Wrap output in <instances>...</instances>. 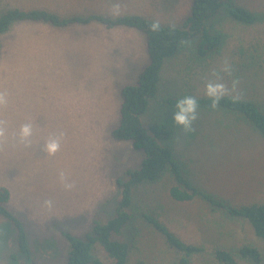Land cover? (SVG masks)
Returning <instances> with one entry per match:
<instances>
[{"label":"rangeland","instance_id":"1","mask_svg":"<svg viewBox=\"0 0 264 264\" xmlns=\"http://www.w3.org/2000/svg\"><path fill=\"white\" fill-rule=\"evenodd\" d=\"M258 16L253 24L232 20L221 9L212 19L221 32L220 48L206 58L189 41L161 69L158 93L141 119L170 124L173 148L189 178L230 203L264 202V138L234 115L194 107L189 129L174 123L177 105L167 98L218 94L256 101L264 109V0H234ZM1 6L46 8L61 14L138 13L179 24L191 0H0ZM148 63L145 35L136 29L99 24L55 28L15 23L0 34V185L10 192L9 207L25 225L32 264H65L67 242L61 230L83 236L92 221L114 215L120 198L116 178L136 168L142 152L116 140L121 89L134 84ZM217 94V95H218ZM27 125L31 134L23 136ZM55 141L53 152L47 145ZM166 172L134 193L131 222L123 229L126 264H176L177 253L141 218L153 210L184 241L205 250L192 264H219L212 251L230 250L239 264H264V241L250 224L200 199L173 200ZM257 248L260 262L239 249ZM99 256L108 259L98 248ZM17 256V258L15 257ZM14 230L0 218V264H21Z\"/></svg>","mask_w":264,"mask_h":264},{"label":"trees","instance_id":"2","mask_svg":"<svg viewBox=\"0 0 264 264\" xmlns=\"http://www.w3.org/2000/svg\"><path fill=\"white\" fill-rule=\"evenodd\" d=\"M221 9L232 20L242 24H253L259 19L250 9L237 4L234 0H191L189 12L179 24L162 23L138 13L61 14L42 7L0 5V34L9 31L15 23L30 22L43 23L55 28L96 23L107 29L121 27L136 29L145 35L148 63L139 72L134 84L122 87L119 119L112 129V136L116 140L130 141L134 149L142 152V159L138 167L128 168L116 178L120 198L113 216L106 221L94 219L90 230L83 236L61 230L67 242L65 264H126L129 247L122 236L123 229L134 217L130 208L135 190L142 184L156 182L166 172L174 180L168 191L173 200L186 202L200 199L212 208L224 210L232 218L246 220L254 234L264 241V202L230 203L195 184L168 144L173 135L172 126L162 121H154L145 126L141 119L148 110L149 100L158 93L161 69L167 59L175 57L189 41L193 42L195 53L200 58H206L220 48L222 34L213 29L211 21ZM185 98H191L194 107L220 110L234 115L248 123L264 138V109L256 101L230 94H218L216 97L167 98L165 103L177 105ZM9 199V190L0 185V218L14 230L18 256L22 258L21 264H32V252L24 222L9 207ZM141 218L176 251V264H192V257L205 250L202 245L184 241L153 210L142 211ZM98 248L106 253L110 262L99 256ZM238 252L241 257L254 262L262 260L260 251L253 246L244 245ZM212 254L219 264H239L228 249L215 248Z\"/></svg>","mask_w":264,"mask_h":264},{"label":"clouds","instance_id":"3","mask_svg":"<svg viewBox=\"0 0 264 264\" xmlns=\"http://www.w3.org/2000/svg\"><path fill=\"white\" fill-rule=\"evenodd\" d=\"M222 90V85H208L207 93L209 96L216 97L217 94ZM178 111L173 116L174 123L183 126L185 129H189L191 126L192 120L195 118L193 115L194 112V101L191 98H185L178 102L177 104ZM21 133L23 136H28L31 134V129L25 125L21 129ZM57 148V144L55 141L50 142L47 145V150L49 152L55 151Z\"/></svg>","mask_w":264,"mask_h":264}]
</instances>
